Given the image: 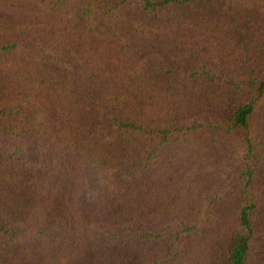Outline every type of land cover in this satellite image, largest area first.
I'll use <instances>...</instances> for the list:
<instances>
[{"label":"trees","instance_id":"obj_1","mask_svg":"<svg viewBox=\"0 0 264 264\" xmlns=\"http://www.w3.org/2000/svg\"><path fill=\"white\" fill-rule=\"evenodd\" d=\"M263 99L264 0H0V264H251Z\"/></svg>","mask_w":264,"mask_h":264},{"label":"rangeland","instance_id":"obj_2","mask_svg":"<svg viewBox=\"0 0 264 264\" xmlns=\"http://www.w3.org/2000/svg\"><path fill=\"white\" fill-rule=\"evenodd\" d=\"M230 2H220L218 5H214V6H212L211 8H212V10L213 11H216V10H218L219 9V11L220 10H222L223 11V13H224V11H225V13H226V15H227V7H228V5L229 6H232V7H236L237 5L236 4H233V5H231V4H229ZM210 6V5H209ZM209 6H207V7H209ZM207 7H205V9L207 8ZM211 10V11H212ZM222 13V12H221ZM224 18H225V16H224ZM151 61L149 60L147 63H150ZM190 71V69L187 67V73ZM218 72H221L220 71V69H218ZM178 75L179 76H182V75H184L185 74V69H184V67H182V68H180L179 70H178ZM219 74V73H218ZM120 75H122V76H126V71H122V72H120ZM262 103V106H264V99L261 101ZM227 110L229 109V105H228V107L226 108ZM179 133H183V132H177V134H176V137H175V140L176 141H173L172 140V142H174V145L173 146H176L177 145V147H176V149L175 150H171V152H169V153H167V154H171V156H167L169 159H171V160H175L174 161V163H175V165H176V167L175 168H173V169H169L168 170V174L170 173V171L171 172H176V171H181V169H183V168H186V167H188V166H192V162H193V158H196L197 156H199L200 154H194V151H193V154H192V152H191V148H193V147H191V146H189L188 145V141H187V143L186 144H184L183 146H178V145H181L182 144V142L180 141V139H179V136H180V138H181V134H179ZM156 137V136H155ZM155 137H153L152 138V140H154L155 139ZM182 137L185 139H187V140H189L190 139V137H191V134H183L182 135ZM199 137V135H195V139L196 138H198ZM236 136L235 135H230V136H228L227 138H226V141H223V142H227V141H231V140H233L234 138H235ZM240 140V139H239ZM239 140L237 141V142H239ZM236 142V143H237ZM228 143V142H227ZM231 143V145H234V144H236V143H233V142H230ZM226 143H222V146H224ZM197 146V145H196ZM196 146H194V149L196 148ZM172 147V146H171ZM162 151H159V154L161 153ZM166 154H165V151H164V156H165ZM163 156V157H164ZM202 157V155H200L198 158H201ZM176 158V159H175ZM187 158V164L186 163H183V164H181V160H183L184 159V161H185V159ZM214 160H216L217 161V158H214ZM236 161H237V163L240 161V159L239 158H237L236 159ZM221 162L223 163L224 161H222L221 160ZM230 168H233L234 166H235V164L234 163H231L230 165ZM237 167L239 166V165H236ZM210 171H211V173H212V175H214V177L216 176L215 175V169L213 168V167H210ZM225 174V173H224ZM223 174V175H224ZM184 175H185V173L184 172H182L180 175H179V179H178V181H176V180H174V179H170V181H169V187L170 188H172V190L173 189H176V188H178V187H181V186H183L184 184H183V182H182V179H183V177H184ZM238 183V182H237ZM237 185V184H236ZM236 185H235V187H236ZM167 188V187H166ZM228 190V191H231L232 189H234L232 186H229V187H226L225 189H223L221 192H223L224 190ZM257 190H258V192H256L257 193V195L260 197V198H264V186H259V188H257ZM234 191V190H233ZM229 196H230V200L227 202L228 204H230L231 203V201H232V203H233V199H234V197H233V199H232V196H231V194H229ZM213 198V197H212ZM262 210H263V212H264V207L262 208ZM259 215V216H258ZM228 226V228H229V231L231 230V229H233L234 228V225H227ZM254 226H255V230H256V234H255V242H254V247H253V249H252V263L251 264H264V216L263 215H261V214H259V213H255V218H254ZM229 245V244H228ZM214 251H216V249H214Z\"/></svg>","mask_w":264,"mask_h":264}]
</instances>
